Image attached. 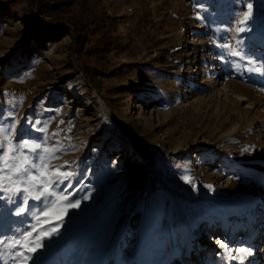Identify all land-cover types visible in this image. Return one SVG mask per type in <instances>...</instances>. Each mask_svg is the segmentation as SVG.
Instances as JSON below:
<instances>
[{
  "label": "rangeland",
  "instance_id": "374dc122",
  "mask_svg": "<svg viewBox=\"0 0 264 264\" xmlns=\"http://www.w3.org/2000/svg\"><path fill=\"white\" fill-rule=\"evenodd\" d=\"M90 2L105 8L106 22L73 48L70 24L34 28L29 0H0V128L12 129L14 142L59 147L49 169L63 165L72 173L55 189L68 201L41 217L49 221L45 230L59 232L27 264H183L185 256L187 264H203L205 253L214 254L209 237L217 236L234 255L242 242H256L244 264H262L256 255L264 233V0ZM249 3L252 17L241 25ZM39 17L53 24L62 18L54 10ZM217 51L221 78H214ZM45 124L47 132L39 131ZM153 163L183 198L190 239L178 216L171 237L169 198L149 172ZM22 197L0 191L2 241L30 231L44 207L29 199V211L17 216ZM77 200L80 206L59 220ZM15 251L0 245V264H14ZM217 261L211 255L207 264Z\"/></svg>",
  "mask_w": 264,
  "mask_h": 264
},
{
  "label": "snow or ice",
  "instance_id": "6c2138e0",
  "mask_svg": "<svg viewBox=\"0 0 264 264\" xmlns=\"http://www.w3.org/2000/svg\"><path fill=\"white\" fill-rule=\"evenodd\" d=\"M253 6L248 4V11L244 14L243 19L239 21L241 25L252 17ZM245 27H238L237 32H244ZM39 121L35 125H39ZM39 131L46 133L47 124L38 128ZM12 129L0 128V149H4L0 155V191L7 193L9 197L23 193L22 205L16 212L17 216H21L29 211V199L43 201L44 207L37 213L33 214L35 223L31 225V230L21 234L19 238L5 242L0 240V245L8 249H16L11 259L14 264H27L34 259L33 254L38 249L44 247V240L50 239L52 235L58 234L59 227L49 228L45 230L42 226L49 223L42 220V216L47 215L48 210L60 203L68 201L67 194L60 195L56 192V187L68 180L72 173L69 171H61V166H54L49 169L48 161L57 158L55 153L61 151L59 147H46L42 143L35 141L23 140L22 142H14L10 139L9 133ZM59 135V133H53ZM47 140V136L43 137ZM34 158L39 163L34 162ZM35 173V174H34ZM186 182L191 183L190 178L185 177ZM211 188V185L207 186ZM88 197H84L87 199ZM80 201L75 203H67L63 212L58 216L59 220H63L67 214L68 208H78ZM225 249L224 255L230 260H238L239 264H244V260L252 255L249 248H237L236 254H233L231 248L227 244H222Z\"/></svg>",
  "mask_w": 264,
  "mask_h": 264
},
{
  "label": "trees",
  "instance_id": "16d2710c",
  "mask_svg": "<svg viewBox=\"0 0 264 264\" xmlns=\"http://www.w3.org/2000/svg\"><path fill=\"white\" fill-rule=\"evenodd\" d=\"M29 3L31 6L33 5L29 19L34 28L60 29L61 23L70 24V30L76 33L75 47L73 48L87 44L90 41V34L106 22L102 17L106 13L105 8H101L97 4L92 5L90 0H29ZM75 4L80 5L79 12L72 10ZM43 10L57 11L62 18H56L54 24L48 23L39 17ZM107 43L110 44L111 41L108 40ZM86 71L89 72L90 70L86 69Z\"/></svg>",
  "mask_w": 264,
  "mask_h": 264
},
{
  "label": "bare ground",
  "instance_id": "6f19581e",
  "mask_svg": "<svg viewBox=\"0 0 264 264\" xmlns=\"http://www.w3.org/2000/svg\"><path fill=\"white\" fill-rule=\"evenodd\" d=\"M198 28H202L201 23H199ZM215 60L217 61L216 65H217V69L220 71L219 72L220 74L219 75L217 74L218 76H216L214 78H221L223 76L221 74V72L224 70V68L219 63L221 58H220L218 51H217V54L215 55ZM189 61H191V57H189ZM203 75H204L203 77L207 79L208 75L205 72H203ZM207 83L210 84V83H212V81L208 80ZM221 84L223 85L224 88H226V89L228 88L230 91H232L234 94H236V96L237 95L239 96V94H237L233 90V88L229 85V82L227 81V79L222 80ZM103 106L107 110V112L112 117H114L119 129H121L123 131V133L130 135L128 132V129H126L124 123L108 108V106H106L105 104H103ZM262 148H264V142L262 143ZM137 159H138V155L135 152L133 155V160H137ZM149 172H151V175H153V176L156 175L155 177H157V180L161 181V183L163 184V186L166 189V193H167V196L169 198V205L167 208V222H168V225L170 227V234H171L172 239H174V235H175V232L173 231L174 230L173 229V218H174V216L180 217L182 219V221L185 222L187 235L190 239L193 236L194 231H193V228L188 221V214L184 211L183 203H182L183 198L180 196V193L177 190H175L174 188H172L164 179H161L159 177L158 166L155 163H153V168L150 169ZM262 226H263L262 224H260V226H256L253 232H258L259 230L261 231L263 229ZM250 228L253 229L254 227L250 226ZM209 238H210V240L207 242V244L211 245L210 247H211V250L213 251L214 254L209 253V252L205 253L206 257H205V259H201V262L203 264H207V260L210 259L211 255L212 256L215 255L218 258V261H217L218 264H233L232 260L228 259L227 256L224 255L225 249L222 247V244H226L224 237L217 236L212 241H211L212 237H209ZM242 238H244V237L242 235H240V241ZM249 239L250 238H248V240ZM260 240H261V245L259 246V253L256 256H257V259L261 260L263 262L262 264H264V233L261 235ZM254 244H256V242H253L252 246L247 247L246 244L244 242H242L243 248L251 249L252 255L250 257L255 256V255H253L255 253V249L253 248ZM240 247L241 246H239V248ZM250 257H247L244 261L248 260ZM187 258H188V256H185L183 264H187L185 261ZM197 259L200 261V258H197Z\"/></svg>",
  "mask_w": 264,
  "mask_h": 264
}]
</instances>
